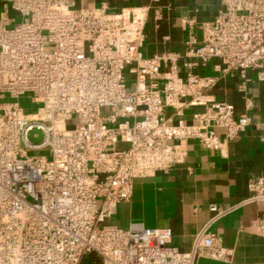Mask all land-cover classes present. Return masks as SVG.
<instances>
[{"label": "built area", "instance_id": "1", "mask_svg": "<svg viewBox=\"0 0 264 264\" xmlns=\"http://www.w3.org/2000/svg\"><path fill=\"white\" fill-rule=\"evenodd\" d=\"M150 1L151 7L118 12L106 4L74 9L70 0L3 4L0 264H81L90 254L102 264L229 263L232 250L210 228L243 204L262 208L257 233L264 237L263 177L249 180L251 195L241 204L210 206L213 216L189 252L173 246L171 228L125 231L106 224L118 204L131 200L135 178L185 163L189 140L216 151L239 142L252 124L249 72L264 67V0H220L222 9L202 26L200 40L189 29L183 55L144 58L150 9L162 18V0ZM213 60L216 76L195 73ZM234 77L246 109L238 118L232 104L208 96ZM26 95L40 106L36 112L2 103ZM191 107L204 111L188 125L183 117ZM35 127L45 134L40 144L28 140Z\"/></svg>", "mask_w": 264, "mask_h": 264}, {"label": "crops", "instance_id": "2", "mask_svg": "<svg viewBox=\"0 0 264 264\" xmlns=\"http://www.w3.org/2000/svg\"><path fill=\"white\" fill-rule=\"evenodd\" d=\"M8 1L0 0V14ZM70 1L74 9L98 8L106 4L111 12L151 7L150 0ZM159 8L160 20L156 19V9H150L148 14L146 41L141 49L144 58L166 52L183 55L189 29L192 27L200 40L202 26L216 20L222 4L220 0H162ZM217 64L219 61L213 60L205 67L196 68L195 73L216 76ZM260 73L264 74V67L249 72L248 89L254 108L248 112L238 90V77L227 78L208 93L212 100L232 104L237 118L246 112L252 119L239 142L223 140L222 148L216 151L204 148L198 140H189L185 145V163L154 177L135 178L131 200L118 204L106 224L125 231L171 228L173 246L181 252H189L194 236L213 216L212 204L231 208L247 200L251 195L249 180L264 178V76L260 80ZM203 111L204 108L191 107L185 111L183 119L192 125L194 115ZM166 116L171 124H177L179 118L173 116L171 109L166 110ZM219 135L223 139L221 131ZM262 211L255 204H243L213 224L210 232L221 236L224 246L232 250V261L202 258L198 264H264V237L257 233Z\"/></svg>", "mask_w": 264, "mask_h": 264}, {"label": "rangeland", "instance_id": "3", "mask_svg": "<svg viewBox=\"0 0 264 264\" xmlns=\"http://www.w3.org/2000/svg\"><path fill=\"white\" fill-rule=\"evenodd\" d=\"M21 22V18L17 15V23ZM133 76H128V89L130 90L133 85ZM10 102H19L21 107L23 108L25 113H34L38 110L40 106L37 104H33L30 99V95H26L20 98L18 101L11 100L8 96L2 100V103H10ZM132 122V120H131ZM45 134L42 129L40 128H33L28 134V140L32 144H40L44 141ZM35 154H41L40 152H36Z\"/></svg>", "mask_w": 264, "mask_h": 264}, {"label": "trees", "instance_id": "4", "mask_svg": "<svg viewBox=\"0 0 264 264\" xmlns=\"http://www.w3.org/2000/svg\"><path fill=\"white\" fill-rule=\"evenodd\" d=\"M81 264H102V261L96 254H90L83 258Z\"/></svg>", "mask_w": 264, "mask_h": 264}]
</instances>
